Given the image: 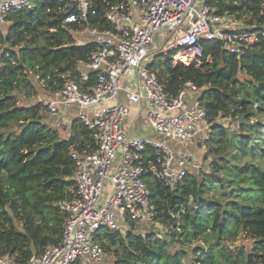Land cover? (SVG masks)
Instances as JSON below:
<instances>
[{
	"label": "clouds",
	"instance_id": "clouds-1",
	"mask_svg": "<svg viewBox=\"0 0 264 264\" xmlns=\"http://www.w3.org/2000/svg\"><path fill=\"white\" fill-rule=\"evenodd\" d=\"M253 3L0 0V52L14 48L12 67L23 64L25 44L3 39L13 8L23 5L41 23L56 25L34 34L45 78L21 72L15 88L0 81V100L11 94L26 109L43 103L11 127L14 134L33 130L36 142L21 155L46 144L50 157L25 173L30 182L13 207L11 200L0 207V264H155L149 251L162 253L164 264L174 254L183 264H207L210 250L233 261L252 251L255 234L241 231L240 205H230L235 194L227 195L226 183H215L207 194L220 200L223 236L215 231L217 217L189 214L206 203L199 199L201 181L218 168L222 181L237 175L241 125L255 123L245 121L239 101L259 81L249 85L242 61L227 54L250 51L253 40L264 39V27H256L251 40L222 31L254 26L257 17L247 11ZM232 5L240 10L226 11ZM212 39L220 47L209 55L206 41ZM72 44L92 50L53 59L50 49L68 51ZM216 68L238 80L217 79ZM33 117L39 123H29ZM15 171L0 166V188L7 191ZM194 221L207 228L196 239Z\"/></svg>",
	"mask_w": 264,
	"mask_h": 264
},
{
	"label": "trees",
	"instance_id": "trees-1",
	"mask_svg": "<svg viewBox=\"0 0 264 264\" xmlns=\"http://www.w3.org/2000/svg\"><path fill=\"white\" fill-rule=\"evenodd\" d=\"M41 7H51V5L41 4ZM238 5H232L226 11L229 13L238 11ZM248 12L252 13L253 16L257 17L256 23L252 27H246L242 31L244 32H255L256 27H264V17L259 15L260 13V0H254L252 6L247 9ZM217 14L223 15V12ZM8 32L4 35L3 39L11 41L15 38L16 44H20L21 41H25L22 46V52L24 53L23 64H17L15 67L11 66V60L15 59V51L13 49L5 48L3 52H0V81H7L12 88L15 85L12 83L16 80L18 73H31L35 72L40 79H44L45 76H41L40 70L43 65L39 63L44 57L39 56L37 52V40L34 38V34L39 28L40 30H48L56 25L54 23L45 25L41 23L36 15L33 14L32 10L20 9L13 10L7 17ZM241 31V30H240ZM257 35V33H256ZM208 44V54L211 55L213 51H216L220 44L216 41H206ZM92 49H82L80 46L72 44L69 46L68 51L61 49H50L51 55L54 60L63 59L71 52L73 54H80L83 51H91ZM227 53V51H225ZM239 58L241 63V71L247 75L245 79L248 84L251 85L253 81H259L258 84L253 86L251 94L246 93L245 99L239 101L241 108L245 109L243 115L245 121L255 120L254 124L243 123L241 125L242 131L240 136L237 138L236 147L240 150V160L242 163L236 165L237 175L230 181H222L218 175L219 171H223V168H218L216 173L213 174L212 178L207 183L201 181L199 185L201 201H206L198 211L190 213L189 217L195 216H210L217 217L215 219V231L221 236L224 234L223 225L224 219L222 216L217 214L220 212V200H207V194L214 190L215 183L227 184L231 189L227 195L235 194L233 199L229 201L230 205L237 208L238 212V225L241 231H251L255 234L256 239L251 245L252 251L250 253H241L243 257L239 261H233L231 256H225L222 260L219 257V253L209 251L206 258L207 264H264V175H260L261 171H264V39L260 41H253L250 51H245L240 55L232 53L227 54V59L234 61ZM51 65L45 69V75L50 74L48 69ZM202 67H208L207 63H204ZM216 78L224 81L232 80L236 82L238 78L233 79V76L225 73L220 68H216ZM242 87L245 85L242 84ZM215 94L219 97V89L215 90ZM227 98V93L223 94ZM253 103H258V107L255 112L247 111ZM42 102H38L35 108H24L22 105H18L12 98L11 94L5 96L3 100H0V166L5 169L15 166L16 171L11 174V182L5 191L0 188V207L3 206L8 200L12 203L9 207H13L15 204V198L17 195L24 194V186L30 181L25 178V173L29 172L31 168H35L42 163L46 162L50 157L47 151V145L44 147L32 148L29 151L21 152L23 149L28 147L30 143H35L36 139L33 136V130L25 127L19 132L14 134L15 130L11 127L12 125H19L24 123L25 114H32L38 112L40 108H43ZM239 111L236 115H240ZM29 123H39L35 121L34 117ZM215 128L216 125H213ZM7 132V135L5 134ZM35 152L36 155H32ZM221 160L223 156L219 157ZM236 156H233V160ZM21 161H26L22 163ZM35 179V177H33ZM51 184V181H48ZM238 189V190H237ZM183 191V189H181ZM260 195H257V193ZM188 193L185 192V195ZM245 201L244 203H241ZM27 203V200L24 201ZM15 209L13 208V212ZM225 212L230 209H225ZM6 219L9 223H13L12 217L7 216ZM195 235L193 239H196L204 231L206 227L200 225L198 221L192 223ZM199 244L195 245L193 252L200 250ZM146 256L150 257L151 260L155 261V264H164V256L162 253L146 252ZM199 259V257H197ZM117 264H120L117 261ZM169 264H183V257L173 255Z\"/></svg>",
	"mask_w": 264,
	"mask_h": 264
},
{
	"label": "built area",
	"instance_id": "built-area-1",
	"mask_svg": "<svg viewBox=\"0 0 264 264\" xmlns=\"http://www.w3.org/2000/svg\"><path fill=\"white\" fill-rule=\"evenodd\" d=\"M20 9H26L23 5H20V6H17L15 8H13L11 11L13 10H20ZM27 10V9H26ZM217 14V13H216ZM67 15V14H66ZM217 15H221V14H217ZM9 15H7L5 17V19L7 20V17ZM195 22V20H194ZM223 32L227 33V34H230V35H236V36H239V37H244L245 39H249L251 40L253 38V36H256V33L255 32H244V31H239V30H234L232 28H228V27H225L222 29ZM209 41H216L215 39H212V40H209ZM254 41V40H253ZM217 42V41H216ZM227 51V50H225ZM243 53V52H242ZM232 54H235V55H240V54H237V53H232Z\"/></svg>",
	"mask_w": 264,
	"mask_h": 264
},
{
	"label": "rangeland",
	"instance_id": "rangeland-1",
	"mask_svg": "<svg viewBox=\"0 0 264 264\" xmlns=\"http://www.w3.org/2000/svg\"><path fill=\"white\" fill-rule=\"evenodd\" d=\"M243 29H244V28L236 29V30H239V31L241 30V31H242ZM243 247H248V245L245 244V245H243ZM219 257H220V259L223 260V259L225 258V255H221V254H219ZM220 264H222V263H220Z\"/></svg>",
	"mask_w": 264,
	"mask_h": 264
}]
</instances>
